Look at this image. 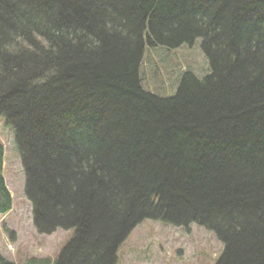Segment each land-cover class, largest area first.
Returning <instances> with one entry per match:
<instances>
[{"label": "trees", "instance_id": "16d2710c", "mask_svg": "<svg viewBox=\"0 0 264 264\" xmlns=\"http://www.w3.org/2000/svg\"><path fill=\"white\" fill-rule=\"evenodd\" d=\"M197 40L204 78L146 90L147 48ZM0 120L36 231H74L24 264H118L145 221L206 230L213 264H264V0H0ZM6 161L0 140V216Z\"/></svg>", "mask_w": 264, "mask_h": 264}, {"label": "rangeland", "instance_id": "374dc122", "mask_svg": "<svg viewBox=\"0 0 264 264\" xmlns=\"http://www.w3.org/2000/svg\"><path fill=\"white\" fill-rule=\"evenodd\" d=\"M209 70L201 40H197L193 46L177 50L147 48L141 77L146 90L165 98L176 94L185 72L190 71L198 78H204ZM150 75L154 78L151 79ZM6 129L0 120V140L6 148L7 157L5 178L13 197V209L9 214L0 216V254L17 264L32 259L54 261L74 231L38 234L33 223L32 205L25 196V172L14 135ZM220 249L222 251L220 242L202 228L191 226L185 230L145 221L123 240L118 264H213L221 253Z\"/></svg>", "mask_w": 264, "mask_h": 264}]
</instances>
